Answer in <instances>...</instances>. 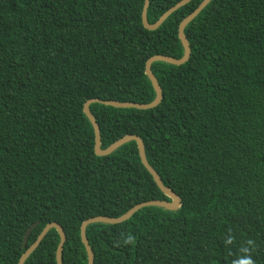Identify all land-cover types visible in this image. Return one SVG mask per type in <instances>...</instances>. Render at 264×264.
<instances>
[{
  "label": "trees",
  "instance_id": "trees-1",
  "mask_svg": "<svg viewBox=\"0 0 264 264\" xmlns=\"http://www.w3.org/2000/svg\"><path fill=\"white\" fill-rule=\"evenodd\" d=\"M179 1L150 0L148 21ZM202 2L149 30L145 0H0V264H18L51 222L67 235L63 264H88L84 221L172 200L135 140L96 154L84 104L152 102L146 63L183 57L179 26ZM185 33V63L152 64L158 106H90L101 148L139 135L181 198L175 210L147 206L119 224H89L94 264H264V0H211ZM46 234L24 264H58L61 237Z\"/></svg>",
  "mask_w": 264,
  "mask_h": 264
},
{
  "label": "water",
  "instance_id": "water-1",
  "mask_svg": "<svg viewBox=\"0 0 264 264\" xmlns=\"http://www.w3.org/2000/svg\"><path fill=\"white\" fill-rule=\"evenodd\" d=\"M191 0H181L171 8H169L155 23H150L148 21V7H149V2L150 0H145V5L143 8V24L144 26L149 29V30H156L158 29L163 22L177 9L181 8L182 6L188 4ZM211 2V0H203V2L199 5L196 10H194L189 16H187L180 24L179 26V37L182 41V44L185 49V53L183 57L181 58H175L169 55H164V54H157L152 56L146 63L145 69H146V74L150 78L153 87L156 91V98L150 102V103H137V102H120L117 100H102L99 98H92L84 104V112L91 121L94 130H95V149L94 151L96 152L97 155L99 156H106L111 154L114 150L118 149L122 145L126 144L127 142L135 140L138 145V153H140V157L142 159L143 164L145 167L149 170V172L153 175L157 185L159 188L166 194L168 195L172 200L171 201H166V200H149V201H144L141 202L137 205H135L133 208H131L128 212L125 214L119 216V217H110V216H95L88 218L86 221L81 226V233L80 236L82 237V241L86 247L87 253H88V264H94L95 261V254L94 251L90 245L89 239L86 236L87 234V227L91 223H108V224H119L124 222L125 220L131 218L138 210L142 209L143 207L147 206H159L163 207L169 210H175L178 209L181 206V198L180 196L171 188L167 187L164 185L162 178L158 174V172L155 170V168L149 163L147 156L145 154V144L143 139L136 134H128L123 136L122 138L118 139L115 141L113 144H111L109 147L102 149L101 148V128L97 122V119L95 118L94 114L92 113L90 106L92 103H102L105 105L117 107V108H138V109H149V108H154L160 104L163 98V92H162V87L154 74L153 70L151 69L153 62L155 61H163L167 62L170 64L174 65H181L185 63L191 56V45L189 42L188 37L186 36L185 33V28L186 26L193 21L199 14L200 12L206 7ZM38 225V222L33 223L27 231H25V236H24V241H23V246H27V242L30 236V232ZM52 228H55L58 231V234L61 237L60 244L58 246L57 250V263L58 264H63V249H64V244L67 239V235H65V230L64 228L56 223V222H51L47 224L44 229L40 232V235L38 236L37 240L29 246L25 252L22 254L19 263L18 264H24L26 259L29 257V255L40 245L44 237L47 235L46 233L49 232Z\"/></svg>",
  "mask_w": 264,
  "mask_h": 264
},
{
  "label": "clouds",
  "instance_id": "clouds-1",
  "mask_svg": "<svg viewBox=\"0 0 264 264\" xmlns=\"http://www.w3.org/2000/svg\"><path fill=\"white\" fill-rule=\"evenodd\" d=\"M248 264H252V262H251V261H249V262H248Z\"/></svg>",
  "mask_w": 264,
  "mask_h": 264
}]
</instances>
